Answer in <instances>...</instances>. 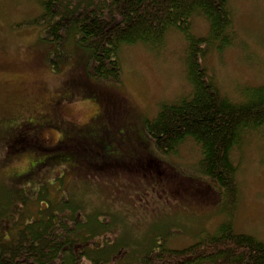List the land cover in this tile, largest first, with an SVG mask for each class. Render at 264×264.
<instances>
[{"label":"rangeland","instance_id":"obj_1","mask_svg":"<svg viewBox=\"0 0 264 264\" xmlns=\"http://www.w3.org/2000/svg\"><path fill=\"white\" fill-rule=\"evenodd\" d=\"M38 3L0 0V205L5 195H10L7 205L11 210L26 205L27 200L11 195L16 190L8 185L15 182L13 174L42 164L46 157L43 153L34 158L30 152L7 151L2 139L5 131L58 114L82 128V133L112 130L113 144L108 149L122 161L99 170L88 166L97 157L91 151L61 154L58 157L70 162L75 158L77 164L84 159L87 164L80 177L66 173L64 179L62 168L48 163L37 168V176L26 178L28 184L21 186L24 196H35L42 183L49 188V196L59 198L74 188L79 200H73L84 203V217L106 223L108 236L115 234L122 239L130 233L134 238L129 240L131 244L139 238L167 234L166 245L181 248L191 244L200 229L214 232L226 219L224 201L215 196L202 175L201 182L196 180L199 174L194 164L199 150L195 143L184 141L164 161L147 155L151 153L145 151L142 141V122L155 115L159 102L175 101L190 91L182 35L169 31L164 45L155 50L141 44L122 45L118 52L120 82L96 81L85 71L82 49L71 43L61 49L45 40L43 28L31 22L40 13ZM229 6L235 40L221 51L208 49L202 62L220 93L238 101L242 98L240 87L264 83V0H230ZM192 30L196 35H206L208 24L202 17H193ZM79 91L89 98H81ZM47 104L51 106L44 110ZM40 132L47 139L46 147L61 137L51 128ZM231 158L238 168L233 230L264 242V125L247 133Z\"/></svg>","mask_w":264,"mask_h":264},{"label":"trees","instance_id":"obj_2","mask_svg":"<svg viewBox=\"0 0 264 264\" xmlns=\"http://www.w3.org/2000/svg\"><path fill=\"white\" fill-rule=\"evenodd\" d=\"M229 1L39 0L40 13L31 22L43 28L45 40L60 45L61 49L68 43L82 49L86 58L84 69L96 81L120 82L122 67L118 52L122 45L141 44L155 50L164 45L169 31L176 30L182 35L190 91L175 101L159 102L155 115L142 122V141L145 151L151 153L147 155H157L164 161L184 141L194 142L199 150L194 164L199 174L195 175L196 180L201 182L202 175L215 196L224 201L222 213L226 219L214 232L198 230L194 241L181 248L168 247L167 234L139 238L131 244L129 240L134 238L130 233L124 232L122 239L114 233L108 236L106 223L84 217V203L73 200L78 199L74 188L59 198L49 196V188L42 183L35 196H24L21 186L28 184L26 178L37 176L38 169L48 163L62 168L64 179L66 173L80 177L87 164L84 159L77 164L75 158L70 162L58 157L61 154L91 151L97 157L88 166L99 170L122 161L108 149L113 144L112 130L95 135L82 133V128L58 114L45 115L41 120L9 127L2 137L6 150L13 154L30 152L35 158L43 153L46 157L42 164L13 174L15 182L8 185L16 190L11 195L27 203L11 210L7 205L10 195L3 198L0 264H264V242L232 227L238 203V168L231 158L243 137L264 125V83L240 87L242 98L234 101L220 93L202 62L208 49L221 51L235 40ZM193 17H202L207 22L206 35L193 33ZM79 96L89 98L85 92L79 91ZM45 128L61 134L50 147L45 146L47 139L40 132Z\"/></svg>","mask_w":264,"mask_h":264},{"label":"flooded vegetation","instance_id":"obj_3","mask_svg":"<svg viewBox=\"0 0 264 264\" xmlns=\"http://www.w3.org/2000/svg\"><path fill=\"white\" fill-rule=\"evenodd\" d=\"M48 105H49V107H48ZM50 106H51V104H47L46 106L43 107V109H44V110H45V109H48V108H50ZM35 120L38 121L39 118H37V119H35ZM32 122H35V121L32 120Z\"/></svg>","mask_w":264,"mask_h":264}]
</instances>
